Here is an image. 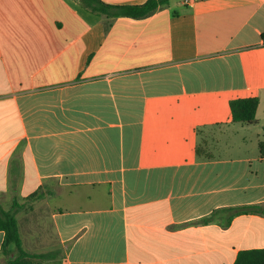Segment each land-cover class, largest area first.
Wrapping results in <instances>:
<instances>
[{
  "label": "crops",
  "instance_id": "0c3cea01",
  "mask_svg": "<svg viewBox=\"0 0 264 264\" xmlns=\"http://www.w3.org/2000/svg\"><path fill=\"white\" fill-rule=\"evenodd\" d=\"M263 32L264 0H170L143 19L0 0V204L46 203L60 260L45 264H235L264 248V216L223 211L264 205ZM252 97L256 123L234 122L231 101Z\"/></svg>",
  "mask_w": 264,
  "mask_h": 264
},
{
  "label": "trees",
  "instance_id": "16d2710c",
  "mask_svg": "<svg viewBox=\"0 0 264 264\" xmlns=\"http://www.w3.org/2000/svg\"><path fill=\"white\" fill-rule=\"evenodd\" d=\"M82 2L92 11L108 18L128 17L143 19L167 6L170 0H148L141 5H109L101 0H82ZM261 39L264 44V32L261 34ZM230 106L234 122L246 125L256 123L259 98L232 100ZM196 153L199 159H210V155H206L205 143H199ZM259 154L261 158H264V141L259 143ZM42 197L41 193H34L29 196V200ZM25 207V203H21L17 198L13 199L9 209L0 204V231L4 233V241L0 249L2 264H45L46 262L60 260V251L36 253L25 248L17 219V214L24 210ZM223 211L229 214L225 221V225H229L234 217L241 214L264 216V205L228 208ZM212 219H214L213 216L209 217L207 221ZM235 264H264V248L240 252Z\"/></svg>",
  "mask_w": 264,
  "mask_h": 264
},
{
  "label": "rangeland",
  "instance_id": "374dc122",
  "mask_svg": "<svg viewBox=\"0 0 264 264\" xmlns=\"http://www.w3.org/2000/svg\"><path fill=\"white\" fill-rule=\"evenodd\" d=\"M201 140L200 143H205L208 151L210 149L213 153V147L217 145L216 140L213 137L210 139L202 137ZM222 140L218 154L220 156L232 154L234 147L230 146V142L235 140V136L229 133L224 135ZM19 198L21 203L26 205L25 209L18 213L20 229L26 248L33 252L56 250L59 243L52 226L51 213L46 203L41 200L31 201L33 206H28L30 202L27 203V197H21L20 195ZM3 202H6V206H11V198L7 199L6 197Z\"/></svg>",
  "mask_w": 264,
  "mask_h": 264
}]
</instances>
